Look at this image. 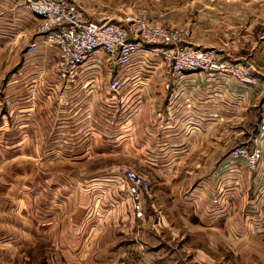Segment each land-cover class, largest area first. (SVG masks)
I'll list each match as a JSON object with an SVG mask.
<instances>
[{"label":"crops","instance_id":"crops-1","mask_svg":"<svg viewBox=\"0 0 264 264\" xmlns=\"http://www.w3.org/2000/svg\"><path fill=\"white\" fill-rule=\"evenodd\" d=\"M68 1L86 21L186 29L246 67L234 48L254 43L255 18L264 30V0ZM39 21L0 0V264H264V138L254 170L231 158L256 145L264 85L171 76L156 46L126 67L99 50L63 82ZM120 169L150 182L137 206Z\"/></svg>","mask_w":264,"mask_h":264},{"label":"built area","instance_id":"built-area-1","mask_svg":"<svg viewBox=\"0 0 264 264\" xmlns=\"http://www.w3.org/2000/svg\"><path fill=\"white\" fill-rule=\"evenodd\" d=\"M38 17L37 32L42 35L46 47L55 48L58 61L54 70L64 82L76 80L80 66L102 50L117 66L126 67L134 55L148 46H156L158 54L168 67L171 76L184 72L201 71L208 76L229 74L234 79L250 84L254 80L242 63L230 60L220 61L212 50L189 46L187 32L155 25L144 14H131L122 21L103 23L86 21L79 9L68 0H15ZM111 88L119 86L112 81ZM166 89L170 87L166 84ZM257 122L258 134L253 142L264 138V104ZM253 149L241 147L231 152V158L244 159L250 170L260 161L258 145ZM121 188L128 195L130 203L137 206L150 189V182L134 170L120 169Z\"/></svg>","mask_w":264,"mask_h":264},{"label":"rangeland","instance_id":"rangeland-1","mask_svg":"<svg viewBox=\"0 0 264 264\" xmlns=\"http://www.w3.org/2000/svg\"><path fill=\"white\" fill-rule=\"evenodd\" d=\"M210 1H213V0H210ZM15 3H16V1H15ZM129 7H130V9L133 8V4H126V6L118 5V4H111L109 7H106V10H107V13H109V14L110 13H112V14H123V11L124 12L130 11L129 13H133L134 10H129ZM255 20H256L255 21L256 26L254 28V36H255L254 43L249 42L247 44L238 46L236 48L230 46L231 49H233V48L236 49L238 54L248 57L249 62H251V66L247 67V69L249 70L250 77L252 78V80H254L253 83L252 82L250 83V84H253V86L260 85V84L264 85V44L261 43L262 40H260V37H262L264 30L261 26H258L257 18H255ZM119 21L120 20H114V22H119ZM37 26H36V30H37ZM170 29H174V28H170ZM175 29H178V28H175ZM178 30H182L184 32H187L186 29H178ZM188 33L189 32H187V36H189L191 34V32L189 34ZM241 48H243V50ZM240 51H241V53H240ZM216 58L219 59L220 61L224 60V59L222 60L218 56H216ZM236 64H239V63H236Z\"/></svg>","mask_w":264,"mask_h":264}]
</instances>
